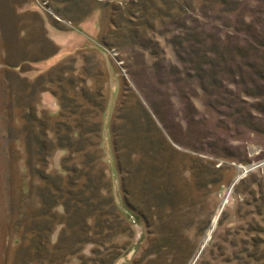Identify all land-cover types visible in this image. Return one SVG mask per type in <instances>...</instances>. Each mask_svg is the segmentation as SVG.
<instances>
[{
	"label": "rangeland",
	"instance_id": "374dc122",
	"mask_svg": "<svg viewBox=\"0 0 264 264\" xmlns=\"http://www.w3.org/2000/svg\"><path fill=\"white\" fill-rule=\"evenodd\" d=\"M48 1L0 0V264H216L231 229L264 219V95L247 98L253 104L247 118L235 110L241 107L220 106L218 112L205 105L204 93L192 99L199 114L188 112L178 92L191 82L174 84L154 67L160 60L180 62L170 17L150 19L152 27L142 23L145 17L115 8L128 11L127 0ZM154 1L164 11L170 7ZM192 2L175 3L173 14L185 4L202 18L196 8L208 1ZM249 3L264 18V1ZM222 8L221 1L212 5L208 19L223 14ZM90 19L94 35L84 25ZM47 20L79 29V37L70 34L58 47ZM133 31L151 48L133 44ZM59 121L67 126L59 129ZM97 121L103 125L98 137L86 131ZM76 125L74 136L69 126ZM59 132L74 145L58 149ZM82 137L89 138L84 147L77 142ZM39 140L53 144L40 148ZM204 141L211 144L203 147ZM98 151L96 171L106 170L105 194L112 200L106 229L93 226L92 216L83 239L69 228L66 245L59 246L64 224L57 219L48 232L39 191L44 181L29 174V160L63 173L66 157L72 154L68 164L82 166L86 154Z\"/></svg>",
	"mask_w": 264,
	"mask_h": 264
},
{
	"label": "trees",
	"instance_id": "16d2710c",
	"mask_svg": "<svg viewBox=\"0 0 264 264\" xmlns=\"http://www.w3.org/2000/svg\"><path fill=\"white\" fill-rule=\"evenodd\" d=\"M164 1L170 6L167 10L165 9L166 11L156 5L154 0H127L129 12L120 5H116L115 8L123 10V15L129 14L131 18L145 17L146 20L142 23H148V26L154 25L150 24V19L152 21L161 15L170 17L169 23L176 31L171 42L180 62L168 63L165 59L166 62L163 60L156 61L154 67L157 69L160 78L163 79L164 75H167L174 84L179 85V82L184 80L191 82L189 85L178 86V93L185 103L184 108L188 112L194 111V114H199L200 110L192 99L198 97L200 93H204L207 97L205 105L218 109V112H222L220 106L230 109L241 107L235 110L244 113L243 115L246 117L248 109L253 106L247 98L264 95V18L257 16L260 9H254L253 6L249 5V0H211V4L210 0H207L206 4L203 2L196 8L203 16L200 18L193 14V10L189 11L185 4L180 6L179 12L173 14V8L177 3L182 1L189 3V0ZM218 1H221L223 5L221 9L223 14L211 15L212 19H208L210 16L207 14L208 10H211L212 5ZM152 5L158 10L150 11ZM137 12H139V16H137ZM249 16L251 18L248 19ZM234 18L236 21L231 22L230 20ZM260 19L263 20V23ZM69 20L72 22L71 19ZM219 20L223 21V24L217 23ZM259 24L263 27L259 28ZM228 29H231V32ZM131 39L133 44H135L134 41L138 40L140 47H144L145 50L151 48V42L137 31L132 32ZM48 42L52 43L51 40ZM156 53L152 52V54ZM141 87L143 88V86ZM155 102L152 99V104ZM261 112L264 113L262 106ZM250 116H252L251 113ZM63 125L67 126L61 121L58 122L59 129ZM102 126V122L97 121L87 127L86 131L95 133L98 137ZM78 127L79 125L69 126L71 131L74 128L72 131L74 136L79 133ZM81 135H85L84 132ZM176 139L179 140L177 137ZM88 140L89 138L82 137L77 142L84 147ZM90 141L91 145L97 144L99 146L98 141L91 138ZM204 142L203 147L211 144L208 141ZM39 143L40 148L53 144L51 141L47 144L46 141L42 140H39ZM181 143L183 144V142ZM54 145L58 149H68L74 145V142L69 134L59 132ZM213 152L217 154V151L214 150ZM86 156L88 158L83 161L82 166L69 165L68 162L75 159L71 154L70 157L64 159V172L54 174L48 172L47 169L38 168V165L37 167L33 166V157L29 160L32 170L29 174H37L44 181L39 191L42 213L49 216L46 218L48 232L54 230V223L57 219H59V223L64 224L59 246H63L64 243L66 245L69 228H74L79 239H83V235H87L86 232L90 231L93 224L87 221L92 216L96 217L93 226L100 229V232L104 231L107 226L104 215L109 212L106 208L107 205H111L112 200L105 194L108 187L106 170L96 171V162L102 158V155L98 151L97 153L86 154ZM37 159L42 165L47 160L46 157ZM58 204L63 207L62 213L53 211V207ZM259 213L264 214V204L260 207ZM254 230L258 231V234H253ZM262 233H264V219L262 221L250 220L245 227L231 229L229 243L227 247H223L221 258L216 264H264V235ZM166 238L162 237L160 240L163 241ZM48 243H50V239L45 242L44 248L46 250H49ZM161 246L162 244L157 245L160 253Z\"/></svg>",
	"mask_w": 264,
	"mask_h": 264
},
{
	"label": "crops",
	"instance_id": "0c3cea01",
	"mask_svg": "<svg viewBox=\"0 0 264 264\" xmlns=\"http://www.w3.org/2000/svg\"><path fill=\"white\" fill-rule=\"evenodd\" d=\"M92 19H94V17L96 16V12L93 11L92 13ZM93 20H88L87 22L84 23L85 27H90L92 28V32H93V35L96 33V25L95 24V21L92 23ZM94 25V26H93ZM63 26V25H62ZM59 23L57 24V22H54V20H52L51 22L49 20L46 21V27H47V30H48V33L50 35V38L55 41L57 44H58V47H64V41L65 39H67V37L70 36H74L76 33V35L79 37L78 35V31L79 29L75 28V29H72V28H65V27H62ZM77 31V32H76ZM80 31V30H79ZM77 37V38H78ZM91 38V37H90ZM62 50V49H61ZM53 57H51L52 59ZM53 60V59H52ZM45 62V61H44ZM53 62V61H51ZM50 62V63H51ZM42 63V62H40ZM51 107V106H50ZM53 110V109H52Z\"/></svg>",
	"mask_w": 264,
	"mask_h": 264
},
{
	"label": "water",
	"instance_id": "95a60500",
	"mask_svg": "<svg viewBox=\"0 0 264 264\" xmlns=\"http://www.w3.org/2000/svg\"><path fill=\"white\" fill-rule=\"evenodd\" d=\"M245 171H246V169H245ZM241 178V175H238L237 176V178H236V180L234 181V183L232 184V187H233V185L237 182V180H239ZM210 239V238H209ZM208 241H205V243L203 244V247H204V245L207 243ZM202 251V250H201ZM200 251V252H201Z\"/></svg>",
	"mask_w": 264,
	"mask_h": 264
},
{
	"label": "built area",
	"instance_id": "2783aa9c",
	"mask_svg": "<svg viewBox=\"0 0 264 264\" xmlns=\"http://www.w3.org/2000/svg\"><path fill=\"white\" fill-rule=\"evenodd\" d=\"M46 3H47V1L43 0V4H46ZM112 52H115V51L112 49Z\"/></svg>",
	"mask_w": 264,
	"mask_h": 264
},
{
	"label": "bare ground",
	"instance_id": "6f19581e",
	"mask_svg": "<svg viewBox=\"0 0 264 264\" xmlns=\"http://www.w3.org/2000/svg\"><path fill=\"white\" fill-rule=\"evenodd\" d=\"M210 236L207 238V241L209 240Z\"/></svg>",
	"mask_w": 264,
	"mask_h": 264
}]
</instances>
